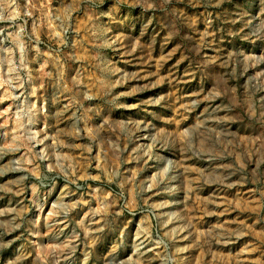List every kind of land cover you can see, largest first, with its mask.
<instances>
[{"label":"rangeland","instance_id":"obj_1","mask_svg":"<svg viewBox=\"0 0 264 264\" xmlns=\"http://www.w3.org/2000/svg\"><path fill=\"white\" fill-rule=\"evenodd\" d=\"M0 264H264V0H0Z\"/></svg>","mask_w":264,"mask_h":264}]
</instances>
